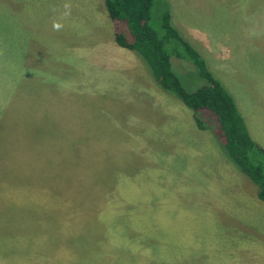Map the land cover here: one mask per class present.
Instances as JSON below:
<instances>
[{
	"label": "rangeland",
	"instance_id": "374dc122",
	"mask_svg": "<svg viewBox=\"0 0 264 264\" xmlns=\"http://www.w3.org/2000/svg\"><path fill=\"white\" fill-rule=\"evenodd\" d=\"M80 1L0 0V190L15 189L9 206L0 204V234H13L0 244V264H264V208L247 197L257 187L227 159L214 129L202 130L211 146L202 159L195 153L197 134L185 128L174 145L159 142L161 135L155 146L140 143L139 155L120 172L123 154L111 139L124 132L108 137L98 128L88 141L86 129L56 123L53 77L67 76L54 61L59 57L52 58L55 51L30 35L69 34L74 27L61 29L59 22L87 13L86 6L74 8ZM91 1L106 12L104 0ZM167 1L173 24L213 75L228 87L233 73L251 99L264 100V0ZM73 23L80 32L114 27L92 16ZM72 41L80 57L88 46ZM70 63L83 67L74 55ZM171 63L186 91L204 85L188 60ZM77 77L83 81L82 73ZM123 77L119 82L127 86ZM76 90L89 92L84 85ZM172 119L169 111L154 124L170 128ZM132 127L126 124V133ZM75 132L76 143L88 149L77 148ZM228 167L239 174L237 184L228 183Z\"/></svg>",
	"mask_w": 264,
	"mask_h": 264
},
{
	"label": "crops",
	"instance_id": "0c3cea01",
	"mask_svg": "<svg viewBox=\"0 0 264 264\" xmlns=\"http://www.w3.org/2000/svg\"><path fill=\"white\" fill-rule=\"evenodd\" d=\"M93 5L94 3L91 0H81L74 5L75 9L86 6L88 12L78 15L75 14L79 18H74L71 20V23L70 21L64 22L63 20L59 22L61 29L68 27L70 24L74 27V29L64 37H56L55 40H52L51 37L49 38L48 32H42V35L45 34V36L49 38V40L46 41L43 38L44 36L40 35L38 32H33V35H30L45 44L42 48L55 51L52 54V58L54 59L55 55L59 57L58 61L55 59L54 61L58 62V66L64 70L67 76L63 77V71H60L53 77V86L58 85V89L56 90V88H54L55 93L51 94L55 95L53 101L56 103H54L50 112L55 115L56 123H61V119H64V122L68 124L72 130L77 127H79L77 131L86 129L85 132L88 141L90 138L89 135H93V131L98 130V128L105 131L108 137H110L109 133L117 134L124 132L125 135L123 137L113 136L111 139L117 141L113 143L119 149L120 153L123 154V158L118 161L119 165H117L122 167L119 169L120 172L124 171V165H129L130 162L139 155L140 143L142 145L143 142L146 147L149 142L150 144H154L156 141L157 144L158 137L161 135L162 139L159 140V142L161 141L163 145L169 143L171 146L174 145L171 142L172 140L176 141L177 137H182L183 134H185V128L188 130V133L194 132L197 134V137L194 139L196 147H199L196 148L195 153L202 159L200 153L204 152L205 147H211L206 146L210 144L205 140L208 133L198 128V124L188 108L182 106L173 99H169L155 83L151 82L150 76L147 75L144 69V64L139 61L133 51L122 48L115 42L112 26L108 31H104L103 33H96L97 30L94 29H86L84 32H80L78 26L76 27V23H73L74 21H82L86 16L98 18L101 25L111 23L109 22L111 20L107 10L102 14L100 10L101 7L94 8ZM93 36L95 39L90 41ZM74 37L81 42H86L88 46L84 49L86 51L81 53L80 57H78L77 51L79 43L72 41ZM37 45V53H39L40 57L43 52L40 50L39 43H37ZM24 49L27 53V48L24 47L23 50ZM63 52H66V56L61 60V53ZM72 55L77 57V60L83 64L82 68H78L79 66H77V64L70 63L72 61ZM236 69L238 68L236 67ZM85 72L88 75L86 80ZM79 73L83 75L82 82H79V78L77 77ZM124 74L125 77H123ZM122 77L125 79L124 82L127 86H122L119 82V79ZM144 84L147 86H144ZM228 84V87L224 85L235 100L237 109L245 122L251 140L264 153V107H261L264 105V100L257 98L255 100L251 99L248 92L243 88H239L242 87L240 85L241 83L235 78L233 73L229 76ZM79 85H84L89 92H78L76 88L78 89ZM165 103H167L168 106L165 105ZM166 107L168 109H165ZM162 108L164 109L162 110ZM169 111L173 118L170 128L164 125L160 127L159 124H154L155 117H163L164 114L167 115ZM126 117H130V121L127 123ZM180 123L185 127L179 128V126H181L179 125ZM126 124L133 126L132 129L128 131L131 134L126 133ZM188 126L190 127L188 128ZM175 129H177V131ZM140 130H142V133ZM166 135L168 136V142L164 140ZM77 138V132L71 134V139H73L77 148L87 147L88 149L86 145H78L76 143ZM200 144L205 145L202 147ZM68 147L69 149H73L70 145ZM228 170V183L237 184L238 180H240L239 174L237 172L232 173V171H235L233 168L229 169L228 167ZM221 177L225 178V176L222 175ZM12 188L14 189V185L9 184L6 189L0 190V204L5 203L6 206H9V198L11 197L10 191ZM213 188L215 196L220 198L221 194L218 191L217 185H214ZM250 193L251 195L243 194L244 201L246 202L247 199L251 198L250 200L252 202L250 204L255 206L256 202L257 207L264 208V203L258 200L257 193L253 190H251ZM219 202L222 204L221 199ZM11 206H13V204ZM2 207L3 206H1V208ZM251 210L252 209L249 208L248 211ZM5 222L4 227L9 228L7 222L10 223V221L7 220ZM1 226L0 224V227ZM4 227L1 229H4ZM12 236V232L1 233L0 244L4 242L9 244L10 242L7 241L11 240ZM4 238L7 241L3 240Z\"/></svg>",
	"mask_w": 264,
	"mask_h": 264
},
{
	"label": "trees",
	"instance_id": "16d2710c",
	"mask_svg": "<svg viewBox=\"0 0 264 264\" xmlns=\"http://www.w3.org/2000/svg\"><path fill=\"white\" fill-rule=\"evenodd\" d=\"M104 3L114 25L115 42L139 57L163 93L175 97L193 112L199 129H214L227 159L257 187V197L264 203V153L251 140L232 95L173 24L169 2L104 0ZM172 59L188 60L204 85L186 91L173 71Z\"/></svg>",
	"mask_w": 264,
	"mask_h": 264
}]
</instances>
